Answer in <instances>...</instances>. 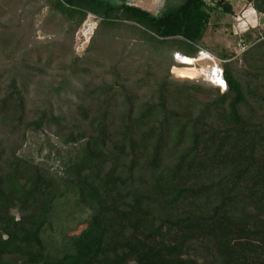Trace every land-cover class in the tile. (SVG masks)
Segmentation results:
<instances>
[{"label":"trees","instance_id":"1","mask_svg":"<svg viewBox=\"0 0 264 264\" xmlns=\"http://www.w3.org/2000/svg\"><path fill=\"white\" fill-rule=\"evenodd\" d=\"M209 1L178 0L158 15L113 0L43 7L76 28L88 15L99 28H127L172 59L196 57L212 13H231L225 0ZM246 1L264 23V0ZM10 30L0 23V56L15 52ZM222 57L224 92L164 76L139 99L130 79L116 78L84 83L82 101L66 109L50 98L27 107L18 71L38 70L31 57L0 73L6 131L22 130L24 142L29 131L53 129L67 148L52 169L0 139V264H264V35L243 52L244 82ZM168 71L195 79L194 66L172 60ZM75 219L84 227L65 233Z\"/></svg>","mask_w":264,"mask_h":264},{"label":"rangeland","instance_id":"2","mask_svg":"<svg viewBox=\"0 0 264 264\" xmlns=\"http://www.w3.org/2000/svg\"><path fill=\"white\" fill-rule=\"evenodd\" d=\"M121 1L124 0L113 2ZM225 1L231 6V13H225L222 9L212 13L202 47L219 58L229 56L236 67L237 76L244 82L249 68H246L247 64L243 61V52L258 36L264 35V23L261 22L262 15L246 0ZM177 2L162 0V8L157 13H151L158 15ZM44 3V0H20L13 4L9 0H1L0 23L11 29L9 33L15 38L12 46L15 52L0 56V73L9 76L8 69L13 65L17 69L21 62L19 58L31 57L29 64L38 67V70L27 71L19 67L18 71L30 110L48 98L55 107L74 108L82 101L80 93L84 83L101 84L116 78L120 81L130 79L131 87L139 99L148 97L150 90L164 76L180 82L189 80L204 83L195 75V79L176 78L175 73L171 76L168 70L173 57L171 59L169 54L160 55L149 45L137 40L129 29L99 28L98 20L91 15L76 28L74 21L68 22L51 13L43 7ZM247 30L250 40L243 44ZM37 59L39 61L34 62ZM25 70L29 75L23 78ZM5 76L0 80V93L6 84ZM141 76H146V81H140ZM199 99L206 100L203 95ZM182 102L187 104L188 100L183 99ZM1 122L0 117V139L21 143L22 155L43 161L52 169H59V162L54 155L57 151L65 153L67 148L62 147L53 129L44 128L36 133L29 131L23 142L22 130L9 134ZM78 220L65 221L62 226L64 232L80 231L84 226L76 228Z\"/></svg>","mask_w":264,"mask_h":264},{"label":"built area","instance_id":"3","mask_svg":"<svg viewBox=\"0 0 264 264\" xmlns=\"http://www.w3.org/2000/svg\"><path fill=\"white\" fill-rule=\"evenodd\" d=\"M186 57V55L176 52L173 54V61L176 65L194 66L198 69H201V78L203 82L218 87L222 92L226 91L227 83L224 77V69L222 64L227 60L221 59L202 48H198L197 56L192 57L194 60L193 64H187L185 60Z\"/></svg>","mask_w":264,"mask_h":264},{"label":"crops","instance_id":"4","mask_svg":"<svg viewBox=\"0 0 264 264\" xmlns=\"http://www.w3.org/2000/svg\"><path fill=\"white\" fill-rule=\"evenodd\" d=\"M124 1L127 3L128 0H124ZM130 2L132 5L145 9L150 13L151 11L152 12L156 11L157 13V10L159 11L160 8H162L163 6L162 0H131ZM156 13H152V14L157 15Z\"/></svg>","mask_w":264,"mask_h":264},{"label":"bare ground","instance_id":"5","mask_svg":"<svg viewBox=\"0 0 264 264\" xmlns=\"http://www.w3.org/2000/svg\"><path fill=\"white\" fill-rule=\"evenodd\" d=\"M185 60H186V63L189 64V65H191V64L194 63L193 58L186 57ZM195 68H196V74H195L196 78H198V77L201 78L202 70L201 69H198L197 67H195ZM201 80H202V78H201Z\"/></svg>","mask_w":264,"mask_h":264},{"label":"water","instance_id":"6","mask_svg":"<svg viewBox=\"0 0 264 264\" xmlns=\"http://www.w3.org/2000/svg\"><path fill=\"white\" fill-rule=\"evenodd\" d=\"M129 1H130V0L127 1V4L132 5Z\"/></svg>","mask_w":264,"mask_h":264},{"label":"flooded vegetation","instance_id":"7","mask_svg":"<svg viewBox=\"0 0 264 264\" xmlns=\"http://www.w3.org/2000/svg\"><path fill=\"white\" fill-rule=\"evenodd\" d=\"M131 1V0H130Z\"/></svg>","mask_w":264,"mask_h":264}]
</instances>
